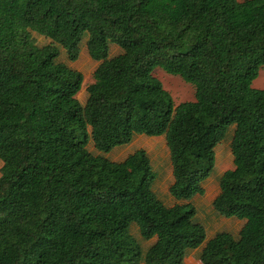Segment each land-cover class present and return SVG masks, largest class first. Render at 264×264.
I'll use <instances>...</instances> for the list:
<instances>
[{"label": "trees", "instance_id": "obj_1", "mask_svg": "<svg viewBox=\"0 0 264 264\" xmlns=\"http://www.w3.org/2000/svg\"><path fill=\"white\" fill-rule=\"evenodd\" d=\"M82 42L99 62L85 104L84 75L58 61ZM263 67L264 0H0V264H185L207 235L192 200L230 127L234 169L213 208L245 224L200 260L264 264ZM157 68L195 100L175 106ZM137 136L165 137L169 193L186 204L160 199L144 149L114 162L88 148Z\"/></svg>", "mask_w": 264, "mask_h": 264}, {"label": "rangeland", "instance_id": "obj_2", "mask_svg": "<svg viewBox=\"0 0 264 264\" xmlns=\"http://www.w3.org/2000/svg\"><path fill=\"white\" fill-rule=\"evenodd\" d=\"M37 43L44 45L50 41L43 36L35 34ZM80 57L76 62H71L68 59L66 52L61 48V54L58 61L65 63L72 69L81 72L84 75L83 88L77 98L82 104L87 101V86L94 82V73L99 65V62L94 61L87 52V48L82 42ZM121 49L112 46L110 56L119 54ZM154 75L163 83L164 88L170 92L174 100L175 106L182 102L195 100V88L193 85L185 82L181 77L168 74L164 70L157 68ZM253 88L264 89V67L261 68L258 78L252 84ZM234 127H230L226 138L219 143L216 148V163L210 177L204 182L205 193L202 196H197L192 200L196 207L197 214L195 221L204 225L206 229V240H210L220 232L232 234L235 238L239 236L240 230L244 226V221L237 219H226L216 214L213 208V201L220 193V178L228 170L234 169V157L232 155L231 142L233 138ZM89 150L95 155H103L114 162H121L130 154L137 150L144 149L151 160L153 171L157 179L154 186V191L166 204L170 203L169 190L174 182L173 170L170 159L169 148L164 136L162 137H147L137 136L131 144L114 149L108 154L98 152L93 144L88 145ZM225 156V160H222ZM3 162L0 160V175ZM173 202H171L172 204ZM187 202H182L186 204ZM137 235V233L135 232ZM138 236V235H137ZM205 240V241H206ZM144 251L147 250L154 240L144 241L139 239Z\"/></svg>", "mask_w": 264, "mask_h": 264}, {"label": "crops", "instance_id": "obj_3", "mask_svg": "<svg viewBox=\"0 0 264 264\" xmlns=\"http://www.w3.org/2000/svg\"><path fill=\"white\" fill-rule=\"evenodd\" d=\"M221 159L225 160V156H222ZM169 199H170V203L167 204L168 206H173L175 204L184 202V201H177L172 196H169ZM171 202H173V203L171 204ZM153 240H154V242L156 241V239H153ZM207 241L208 240H206L201 247H199L197 249H194V250H189L188 251V253L186 254V257H185V264H202V262L200 260V253H201V251H202V249L205 246Z\"/></svg>", "mask_w": 264, "mask_h": 264}]
</instances>
